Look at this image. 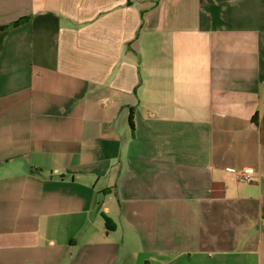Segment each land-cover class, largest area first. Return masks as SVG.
<instances>
[{
    "label": "crops",
    "instance_id": "crops-1",
    "mask_svg": "<svg viewBox=\"0 0 264 264\" xmlns=\"http://www.w3.org/2000/svg\"><path fill=\"white\" fill-rule=\"evenodd\" d=\"M0 264H264V0H0Z\"/></svg>",
    "mask_w": 264,
    "mask_h": 264
},
{
    "label": "built area",
    "instance_id": "built-area-1",
    "mask_svg": "<svg viewBox=\"0 0 264 264\" xmlns=\"http://www.w3.org/2000/svg\"><path fill=\"white\" fill-rule=\"evenodd\" d=\"M230 171L233 172L232 170ZM253 173L254 172L252 169H244L241 172H238L237 175L239 176L241 181L249 182L251 180Z\"/></svg>",
    "mask_w": 264,
    "mask_h": 264
},
{
    "label": "trees",
    "instance_id": "trees-1",
    "mask_svg": "<svg viewBox=\"0 0 264 264\" xmlns=\"http://www.w3.org/2000/svg\"><path fill=\"white\" fill-rule=\"evenodd\" d=\"M24 21H26L25 18H24V19H21L19 23L24 22ZM131 126H132V125H131ZM104 218H105V221L108 222V219H107L106 217H104Z\"/></svg>",
    "mask_w": 264,
    "mask_h": 264
}]
</instances>
